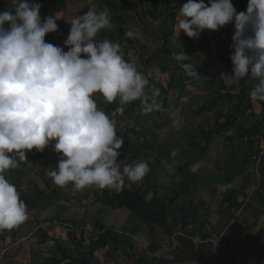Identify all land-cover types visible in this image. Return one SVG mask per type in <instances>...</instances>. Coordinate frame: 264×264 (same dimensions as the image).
Here are the masks:
<instances>
[{"label": "crops", "instance_id": "obj_1", "mask_svg": "<svg viewBox=\"0 0 264 264\" xmlns=\"http://www.w3.org/2000/svg\"><path fill=\"white\" fill-rule=\"evenodd\" d=\"M94 2L98 9L109 11L113 25L111 29L100 30L95 39L119 43L128 61L136 63L141 58L138 59L142 60L141 64L138 62V69L145 68L142 72L149 80V88L146 89L149 102L153 91L150 82H157L153 70L159 71L162 65L166 66L165 70L176 68L177 80L183 79L184 69L188 74V78L183 80L184 87L154 97L160 108L145 112L142 102L137 104L138 107L134 105L133 109L129 103L123 106V114L117 113L114 117L116 123L127 128L123 129L122 135L125 140L132 141L133 147L125 152L123 160L117 162L123 167L143 160L150 169L137 182L125 178L122 189L138 191L145 198V203L153 202L156 213L161 208L159 211L164 214L165 222L158 226L147 225L133 218L128 211L93 204L94 198H99L102 191L96 186L80 190L72 185L56 186L46 174L56 167L59 158L50 144L43 152L35 149L27 152V160L20 167L5 173L25 201L28 219L16 228L0 231V241L8 246L0 257V264H67L68 260L78 261L81 256L89 257L88 236L96 239L105 229H110L118 243L108 256L104 252L94 253L96 258L99 256L98 264H197V259L191 254L187 258L173 255L174 248H188L189 238L208 246L203 242L217 236L226 237L228 232L224 234L226 230L223 229L228 227L226 223L233 213L239 214L237 224L240 227H255L256 231H250L251 234L261 229L264 232V190L259 189L257 183L264 177L255 182L254 174L259 167L256 169L252 163L255 155L252 146L258 148L260 138H241L236 134L237 128L249 130L259 122L263 123L260 117L264 113V102L250 101L249 109L232 129L220 135L216 133L235 104L225 95L236 96L243 88L249 96L255 83L250 75L239 81L231 80L227 75H232L233 66L224 61L228 59L227 55H224L223 62L215 56L216 50L230 47L223 42L229 35L230 24L216 31L205 29L197 38H189L183 32L178 34L176 27L178 10L187 0H161L160 13L155 14V18L148 14L151 0ZM231 2L235 7L238 0ZM8 3L12 4V1L8 0ZM164 5L168 11L173 10L177 14L174 26L170 27L173 34L170 51L179 53L183 50L191 56L186 63L191 68L183 69L182 62L173 56L166 57L164 61ZM56 7L59 13L56 15V45L67 51L64 40L71 27L69 22L75 16L83 15L90 5L88 0H59ZM129 31L133 33L131 38L126 36ZM206 38L210 39L208 44ZM197 45L204 48L197 52L189 50ZM207 51L211 53L209 56ZM146 62L149 65H145ZM193 69L197 75L193 74ZM96 100L105 112L120 107L118 101L107 103L99 95ZM173 152L176 153L174 156ZM235 172L239 173L233 175L228 184L229 176ZM228 192L233 206L223 203ZM250 192L254 199L243 209L240 204ZM255 215H258L256 220ZM232 236L231 232L229 238ZM22 238L21 243L14 245ZM63 252L65 258H62ZM201 260L202 257L198 259L199 264ZM89 264L94 263L90 261Z\"/></svg>", "mask_w": 264, "mask_h": 264}, {"label": "clouds", "instance_id": "obj_2", "mask_svg": "<svg viewBox=\"0 0 264 264\" xmlns=\"http://www.w3.org/2000/svg\"><path fill=\"white\" fill-rule=\"evenodd\" d=\"M88 4L83 15L69 22L67 51L46 42V34L58 30L57 18H42L40 3L12 0L10 10L0 11V231L28 219L27 205L5 173L20 167L33 149L43 152L52 144L59 154L56 167L46 173L58 187L121 190L125 178L137 182L150 170L143 160L123 167L117 162L124 139L117 135L114 117L137 100L145 112L160 108L154 99L158 90L152 91L149 102V80L135 62L125 59L121 45L95 39L100 30L113 25L106 8L98 9L94 0ZM229 23L234 25L233 67L227 76L239 81L250 75L255 83L249 98L262 104L264 0H247L241 12L231 0H187L178 10L176 27L178 34L197 38L205 29L216 31ZM172 56L179 62L191 57L183 50ZM97 95L107 103L118 101L120 107L106 113L98 106Z\"/></svg>", "mask_w": 264, "mask_h": 264}, {"label": "trees", "instance_id": "obj_3", "mask_svg": "<svg viewBox=\"0 0 264 264\" xmlns=\"http://www.w3.org/2000/svg\"><path fill=\"white\" fill-rule=\"evenodd\" d=\"M59 0H33V2L40 3L42 7L40 8V14L41 17H47V16H53L56 18V15H59L58 10H57V3ZM160 2L161 0H151V5L149 9L151 10L148 12V14L151 16L154 15L153 18H155V14L160 13ZM246 5H247V0H238L237 5L235 6L237 12L245 11L246 10ZM12 8V4L8 3V0H0V11L2 10H10ZM115 10L116 9H112ZM177 14L173 11L167 10V6L164 5V49L162 48V53L164 55V61L166 57H171L172 52L170 51L171 43L170 39L173 38V34L170 30L171 26H174L173 20ZM169 23V24H167ZM230 24V28L228 30L227 37L225 36L223 39V42L227 45L230 46L231 44V37L234 34V25L232 23ZM166 25V26H165ZM7 27V25H6ZM46 42H50L52 44L56 45V40H55V32L54 33H49L46 34L45 36ZM209 38H206V43L208 44ZM204 47L197 45L194 48H189V50L197 52L201 51ZM233 49L229 48H221L216 50L215 56L220 59L222 62L224 60V55H227L228 59L224 60L227 62V64H232L230 60V54L232 53ZM211 54L210 52H206V55L209 56ZM138 59H141L140 57ZM136 61V64L138 66L141 64L142 60ZM160 62V61H159ZM188 62L184 61L182 62L183 64H186ZM149 65V62H146L145 65ZM175 66V64H174ZM166 67L165 65L161 66L159 68V73L155 76L157 82L150 84L152 85L153 90H158V96L164 95L169 91H175L178 88L184 87L183 85V80H186L188 78V74L184 72L182 74V80H177L179 76H177V69L173 68L172 70H165ZM145 69V68H142ZM142 69H139L142 72ZM165 75V77H164ZM167 75V76H166ZM154 78V77H153ZM164 85L166 88H164ZM152 93V92H151ZM225 98L227 100H234L235 104L233 105V108L228 116H226L223 119L222 124L219 126L220 129L216 130L217 134H221L232 129V127L237 124L236 122L238 121L239 118H242L245 115V112L249 109L250 107V98L241 88L240 92L236 96H230L228 94L225 95ZM140 100L134 101L130 103L131 109H133V106L135 105L136 107L138 103H140ZM114 109H110L106 111V113H112ZM260 121L263 122L264 124V113L260 117ZM259 124H256L253 128L249 130H240V128H237L236 134L237 136L245 137V138H260V145L258 148L253 150L255 151V156H257L262 150L264 153V127L260 126ZM261 124V125H262ZM126 127L122 126L119 123H116V131L117 135L123 137L122 132L123 129ZM127 129V128H126ZM247 141V140H246ZM131 140H125L124 139V144L122 148L119 151H122V153L119 155L117 161H121L124 159L125 152L130 150L132 147ZM209 142V140H208ZM133 148V147H132ZM131 148V149H132ZM249 150L252 151V148H249ZM35 158V157H34ZM252 163L255 165L256 169L258 168V171L254 174V179L255 182H257L258 178L264 177L263 171H264V154L263 157L260 159V163L256 164L255 161L252 160ZM239 172H235L234 174H231L229 176L228 184L231 183L233 175H238ZM263 180V181H262ZM261 181L259 180L257 183L259 184L261 190H264V179ZM125 182V181H124ZM249 185L250 182H247ZM106 189L109 188H104L101 191V196L99 198H94V203L93 204H98L100 206H104L109 209H122L125 211H128L129 214L133 217L136 218L143 223L147 225H161V222H165L164 219V214L160 213L158 208V212L156 213L155 208L153 205V202L150 203H145L143 195H140L138 191L130 190L127 191L125 189L119 190L117 192L113 191H107ZM94 196V195H93ZM253 194L250 192L249 197H245L241 202V206L243 209L247 206L248 203L253 201L254 198H252ZM223 203H228L230 206L233 203L232 196L228 192L224 196ZM233 206V205H232ZM261 212H258L257 214L260 215ZM258 215H255V220L257 219ZM239 220V214L234 215V213L231 215V218L229 217L227 221L228 227L224 228L226 230L227 235L226 237L223 235L222 238H220V247H218L215 251V253H212L210 250V246H203V244H199L196 248V250L193 249L192 245V239L189 238V246L188 248H184L182 246H178L174 248V254L177 257H183L187 258L188 256L193 255L197 259V264L198 259L202 257L201 263L200 264H215V263H220V264H264V232L262 231L263 229L259 230L256 233L251 234L250 231H256L255 227L253 225H246V227H240L237 222ZM244 224V223H243ZM240 228V229H239ZM229 230H231L229 232ZM232 232V238H229L230 233ZM240 232L239 235L236 233ZM112 232L110 229H105L102 232L99 233L98 236H96V239L94 237H91L90 235L88 236V241H89V251L87 252V255L89 257H83L81 256L78 261L76 260H68L67 264H89L90 261H93L94 264H98L96 261L99 258L95 257L96 252H104V255H109V253L113 252L116 248L114 247L118 242L115 239L116 237L111 234ZM191 235V234H190ZM241 236L242 238H239ZM219 238V236H217ZM216 237V238H217ZM225 237V238H224ZM205 240V239H201ZM200 242V241H199ZM78 245L79 244L78 242ZM118 250V249H117ZM95 253V254H94ZM94 254V257H93ZM201 255V257H200ZM235 257H237V260H235ZM62 258H65V253L63 252ZM61 258V261L64 259ZM90 258V261H87V259Z\"/></svg>", "mask_w": 264, "mask_h": 264}, {"label": "built area", "instance_id": "obj_4", "mask_svg": "<svg viewBox=\"0 0 264 264\" xmlns=\"http://www.w3.org/2000/svg\"><path fill=\"white\" fill-rule=\"evenodd\" d=\"M263 150L255 157H252V160L256 162V164L260 163V159L263 156ZM24 240V238L22 239H18L16 240V242H14V245L21 243ZM203 243H208V245L210 246V250L212 253H215L216 249L218 247H220V238H216V239H211V240H207L206 242ZM199 244H202L201 242H197V241H192V245H193V249L196 250L197 246ZM8 248V246L4 245L3 242L0 241V257L4 254V252L6 251V249Z\"/></svg>", "mask_w": 264, "mask_h": 264}, {"label": "rangeland", "instance_id": "obj_5", "mask_svg": "<svg viewBox=\"0 0 264 264\" xmlns=\"http://www.w3.org/2000/svg\"><path fill=\"white\" fill-rule=\"evenodd\" d=\"M12 1V0H11ZM153 73L155 74V75H157L158 73H159V71L157 70L156 72H154V70H153Z\"/></svg>", "mask_w": 264, "mask_h": 264}, {"label": "bare ground", "instance_id": "obj_6", "mask_svg": "<svg viewBox=\"0 0 264 264\" xmlns=\"http://www.w3.org/2000/svg\"><path fill=\"white\" fill-rule=\"evenodd\" d=\"M263 157V156H262Z\"/></svg>", "mask_w": 264, "mask_h": 264}]
</instances>
